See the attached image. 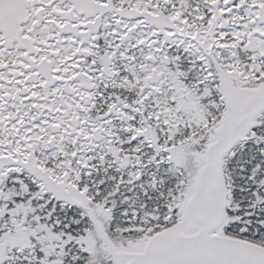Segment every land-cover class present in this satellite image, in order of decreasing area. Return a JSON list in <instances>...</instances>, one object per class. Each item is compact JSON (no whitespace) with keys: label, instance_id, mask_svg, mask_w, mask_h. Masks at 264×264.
I'll use <instances>...</instances> for the list:
<instances>
[{"label":"snow or ice","instance_id":"6c2138e0","mask_svg":"<svg viewBox=\"0 0 264 264\" xmlns=\"http://www.w3.org/2000/svg\"><path fill=\"white\" fill-rule=\"evenodd\" d=\"M0 264H264V0H0Z\"/></svg>","mask_w":264,"mask_h":264}]
</instances>
